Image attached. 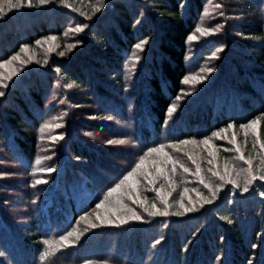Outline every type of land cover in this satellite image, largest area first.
I'll return each mask as SVG.
<instances>
[{
  "label": "trees",
  "instance_id": "1",
  "mask_svg": "<svg viewBox=\"0 0 264 264\" xmlns=\"http://www.w3.org/2000/svg\"><path fill=\"white\" fill-rule=\"evenodd\" d=\"M234 1L229 31L239 42L181 103L183 80L208 50L189 48L205 0L0 6V69L14 66L0 75V264H264V160L249 140L240 141L239 157L252 167L214 154L224 188L203 202L170 200L167 212L145 206L150 214L127 223L82 224L116 200L133 215L149 201L142 187L160 178L129 191L138 204L121 191L146 154L185 161V150L252 121L264 141V0ZM72 27L80 32L67 40ZM54 123L63 125L49 134L60 139L45 152L44 128ZM202 153L199 161L215 163ZM175 171L179 199L182 168ZM208 171L199 182L210 188Z\"/></svg>",
  "mask_w": 264,
  "mask_h": 264
},
{
  "label": "rangeland",
  "instance_id": "2",
  "mask_svg": "<svg viewBox=\"0 0 264 264\" xmlns=\"http://www.w3.org/2000/svg\"><path fill=\"white\" fill-rule=\"evenodd\" d=\"M8 0H0V6H3L2 4H7ZM234 0H205L204 2V9L203 12L198 20V23L196 25V28L193 32V35L189 38V48L194 50H199L200 47H204L207 50L206 57L204 59L203 65L201 68L195 70L194 72L190 73L182 83V91L180 93V97L178 98V102L181 103L185 100V98L191 94H194L197 90H200L198 87L202 83L208 81V76L211 73H214L216 70V62L219 59L225 58L223 56V53L227 50V48L230 46L234 49L237 42H239L241 35L238 33H233L229 31V24L230 20H232L234 12ZM264 6V5H262ZM263 8V7H262ZM264 9V8H263ZM263 13V11L261 12ZM235 18V17H234ZM80 29L76 27L70 28L66 32V39L71 40L73 37L76 36V34ZM192 37H195L192 39ZM40 47H43V43L40 45ZM237 51V50H234ZM238 52V51H237ZM34 53V52H33ZM14 66H12V63H8L6 65H3L0 69V75L2 73H6L7 70L13 69ZM208 69H211V71H208ZM202 89V88H201ZM49 100H52L51 97ZM179 103L177 105H179ZM71 109H73L71 106H68ZM74 107V106H73ZM178 106H175L177 108ZM85 108V107H84ZM83 108V109H84ZM68 111V108H66ZM177 109H174V112ZM66 111V112H67ZM61 124H53L50 126H46L44 128V142L43 150L45 152H51L54 153V150L56 149V145H58V138L56 135H50L49 130L53 128L52 130L58 129L61 127ZM238 132V133H237ZM234 131L232 129L227 130L223 134L218 133L217 135H211L209 137V141L204 146H194L193 144L187 143L190 146H194L193 149H187L185 150V156L187 157L185 161H181L182 158L173 157L169 155H161V154H146L143 156L142 160L140 161L136 171L132 173V175L126 180V184L124 183L123 188L126 199L130 198V202L132 204H138L141 200L139 199H133L131 197H136L133 195H128L129 191L130 193L133 192L134 188H138L139 186H142L141 183L145 180V178H148L151 180V178H160L161 184L151 186L150 188H143L144 191L148 192V198L149 201L142 202V205L139 204V210L137 207V214L136 212L133 215V207L131 205H127L124 207L116 206L117 200L106 204L103 206L97 207L95 212L89 217H86L83 219L82 224L86 225H92L91 223H94L95 225L97 223L106 224V225H114V224H121V223H127L130 219H132L134 216H144L148 215L149 209L156 207L158 205L159 208L162 209V212H167L168 207L171 208V205L169 204L170 200L180 201L182 206H188L191 204H197L198 201L203 202L201 198L204 200L205 197L210 196L211 193H215L213 191H216L217 193L222 192L224 186L217 185V175L216 172L221 170V165L218 163V156L214 155L216 152H221L225 154L229 160V162L232 165L234 164V161L236 160L240 161L239 155L241 154L242 145H240L241 140H249L253 147L259 148L260 153L258 155L260 156V160H264V141L259 137V127L258 123L256 121L248 122L243 124V127L241 131ZM239 134V135H238ZM241 137V139H238V137ZM82 137L86 139H92L94 138L91 134H82ZM60 139V138H59ZM93 140V139H92ZM124 151V148L126 147L125 144L121 143ZM218 147L215 148V147ZM190 148V147H188ZM201 149V150H200ZM202 151H205V157H212L214 156V162H211L210 160H198L199 157H202L201 154ZM213 153H210V152ZM179 155L180 152H177ZM53 156L55 154H52ZM182 156V155H181ZM118 157V156H117ZM117 157H114L113 159H117ZM167 158L171 161L172 165L168 163L162 164L163 158ZM120 158V157H118ZM189 159V160H188ZM192 159V164H191ZM194 159L196 161H194ZM41 161H47L51 160V156L46 154V157L41 158ZM39 160V161H40ZM259 160V161H260ZM40 161V162H41ZM194 162V163H193ZM240 163L244 164L245 167H252L251 161L249 160H243ZM5 164V163H4ZM172 166L171 168H168ZM164 166V167H163ZM167 166V167H166ZM182 168V174H178V177H181V185L183 184L182 191L180 192V197L177 199V187H175V184L170 183V177L175 176V173H172L177 168ZM168 168V169H167ZM237 170L239 172H243V169L240 168L239 165L236 166ZM186 169V170H185ZM199 169V170H198ZM207 169H211L212 173L208 171L207 178L210 179V188L208 185H200V177H202V174L207 172ZM242 169V170H241ZM171 170V171H170ZM247 169H244V171ZM39 172H47L45 169V166H41V169ZM171 172V173H170ZM176 172V171H175ZM171 175V176H170ZM243 177V176H242ZM112 180V179H111ZM110 180V181H111ZM245 180V179H244ZM158 182V181H157ZM170 187V188H169ZM167 188V190H166ZM140 189V188H139ZM199 189L201 190L199 192ZM123 192V191H122ZM158 196H160L158 198ZM205 196V197H202ZM132 199V200H131ZM156 201V202H155ZM168 203V204H167ZM145 206H148L147 209ZM144 207V208H143ZM152 208V209H153ZM184 208V207H183ZM147 211H146V210ZM136 211V210H135ZM156 211V210H154ZM157 214V213H156ZM154 214V215H156ZM166 214V213H165ZM153 215V214H152ZM157 216V215H156ZM154 216V217H156ZM147 217V216H146ZM149 218V217H148ZM1 264H7L6 262H2ZM9 264V262H8Z\"/></svg>",
  "mask_w": 264,
  "mask_h": 264
},
{
  "label": "snow or ice",
  "instance_id": "3",
  "mask_svg": "<svg viewBox=\"0 0 264 264\" xmlns=\"http://www.w3.org/2000/svg\"><path fill=\"white\" fill-rule=\"evenodd\" d=\"M9 2V7L15 8L17 5L16 4H12L11 0H8ZM17 2L19 3L20 0H17ZM28 4L31 5V0H27ZM38 2L40 4H44L47 2V0H38ZM195 37H192V39H194ZM22 47H26V46H22ZM138 47V46H137ZM18 59V57H16ZM208 71H211V69H208ZM229 127H231V125H229ZM186 170V169H185ZM99 206V205H98ZM135 219H139V217H134Z\"/></svg>",
  "mask_w": 264,
  "mask_h": 264
}]
</instances>
